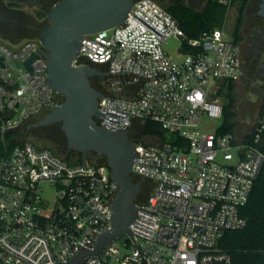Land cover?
I'll return each instance as SVG.
<instances>
[{
  "label": "built area",
  "instance_id": "1",
  "mask_svg": "<svg viewBox=\"0 0 264 264\" xmlns=\"http://www.w3.org/2000/svg\"><path fill=\"white\" fill-rule=\"evenodd\" d=\"M171 39L176 57L164 49ZM41 50L37 38L13 47L0 42L1 136L62 102L47 86ZM32 56L31 72H18L21 84L4 75L14 71L11 62ZM72 66L105 69L97 125L127 133L138 155L131 176L152 187L129 233L83 264H232L217 246L225 233L247 225L241 213L264 165L258 147L264 119L250 143L201 129L204 119L222 120L219 93L243 76L239 45L225 23L189 39L160 5L134 0L123 24L82 38ZM117 192L104 163L16 146L0 159V264H70L111 229Z\"/></svg>",
  "mask_w": 264,
  "mask_h": 264
},
{
  "label": "water",
  "instance_id": "2",
  "mask_svg": "<svg viewBox=\"0 0 264 264\" xmlns=\"http://www.w3.org/2000/svg\"><path fill=\"white\" fill-rule=\"evenodd\" d=\"M133 1L62 0L47 13L48 24L37 36L42 47L40 55L45 59L47 86L63 101L34 127L59 124L66 144L64 159L73 152L80 156L83 165L88 159L103 160L118 188L111 205V229L95 235L92 248L78 252L70 264H83L88 258L100 257L107 246L129 233L136 217L140 184L145 180L141 178L135 183L131 176L133 161L138 155L127 133L109 132L97 125L102 118L97 101L102 96L89 83V78L97 73L89 66H72L82 38L123 24ZM258 15L264 18V0L259 5ZM133 18L162 37L137 16ZM35 58L32 56L24 62L23 69L31 72L30 65Z\"/></svg>",
  "mask_w": 264,
  "mask_h": 264
},
{
  "label": "trees",
  "instance_id": "3",
  "mask_svg": "<svg viewBox=\"0 0 264 264\" xmlns=\"http://www.w3.org/2000/svg\"><path fill=\"white\" fill-rule=\"evenodd\" d=\"M168 1L170 4L165 8L166 11L179 24L180 28L189 39H197L204 33H210L215 29H220L225 21L228 9L232 6H238V18L234 31L232 32V37L236 43L239 42L238 25L241 22L242 12L247 0H207L203 10L200 12L195 11L189 6L192 5L195 0ZM220 1L223 3H220ZM1 11H3L2 13L5 12L7 16L6 14L2 16L0 15V25L8 30L14 29L17 21L14 19H6L5 17L11 18L12 16H10L11 14L9 13V10H5L2 6H0V12ZM43 18H45V15L39 16L36 20L25 18L27 23L21 24L23 26L20 27L23 32L22 35H27V32H29L33 33L37 38L39 32L47 26L41 21ZM234 85L235 83L228 84L227 88L219 93L224 102L222 120L220 127L218 128V134L228 135L233 139H236L234 136L236 124V114L234 112L235 100L232 96ZM262 119H264V103L259 114V120ZM1 123L2 120L0 118V125ZM146 127H148L147 131L161 135L156 126L146 124ZM254 129L255 126L250 134L246 135L242 140L250 143L255 133ZM59 133L63 138L62 146L63 149H65L64 136L61 132ZM143 134H145V131ZM19 137L20 134L18 129L8 131L0 137V159L5 153L21 144V142H19ZM258 147L264 154V129L260 133ZM62 156L64 157V154H62ZM67 160L77 163L81 162L80 157L74 158L69 156ZM88 161L90 160L88 159ZM101 163H104V161ZM151 188L152 187L150 186L149 189ZM241 216L247 221L246 227L239 231L225 233L218 242L217 247L229 255L232 264H264V165L257 181L255 182L249 202L243 209Z\"/></svg>",
  "mask_w": 264,
  "mask_h": 264
},
{
  "label": "rangeland",
  "instance_id": "4",
  "mask_svg": "<svg viewBox=\"0 0 264 264\" xmlns=\"http://www.w3.org/2000/svg\"><path fill=\"white\" fill-rule=\"evenodd\" d=\"M158 5H160L163 9L169 6V1H162V0H152ZM255 0H247L244 10L242 12V29L246 30L245 28L250 21V15L252 14L254 7L253 2ZM207 0H195L191 6L195 11L200 12L203 10ZM0 6H2L5 10L17 9L18 6L15 4V0H0ZM24 11H27L23 8ZM166 10V9H165ZM0 12V15H5L6 13ZM238 6H232L228 9L225 23V32L227 35H232L234 31V27L236 25V21L238 18ZM12 13V12H11ZM29 13V12H28ZM7 16V14H6ZM15 16V15H12ZM8 20H11L9 17H5ZM23 18V17H22ZM25 18H23L24 21ZM9 23V22H7ZM223 23V24H224ZM16 26L14 29L8 30L4 26L0 25V42L9 46L13 47L15 43L22 42L25 40L35 39L33 33L27 32L26 34L22 35L21 31V23H15ZM223 26V25H222ZM243 30V31H244ZM27 31V30H26ZM29 31V30H28ZM26 35V36H24ZM178 47V42L171 39L165 43L164 49L165 51L172 57H176V49ZM7 65L5 64L4 67ZM10 66L14 69V71H6L5 76L10 75L11 78H14L19 81L21 84L23 81L20 79L19 71L23 72V66L19 62L13 61L10 63ZM23 74V73H22ZM263 74V72H260ZM264 76L260 78L257 75H253L252 73L246 72L243 74L242 78L235 83L234 89L232 91V96L234 97V112L236 114L235 119V129H234V136L237 140H242L246 135H249L251 130L254 128L256 123L259 121V114L261 112L263 103H264ZM224 101L222 100V103ZM41 119L31 120L25 124H23L19 129V142L21 143H31L37 147L49 149L54 153H57L59 156H62V153L59 151L63 148L62 146V136L60 135V125L54 124L48 127H34V125L40 121ZM221 121L220 120H209L204 119L201 123V129L213 133L220 127ZM76 158V156H74ZM93 161L103 162V160L99 159H92ZM135 183H138L135 182ZM149 185L148 184H140V193L138 195L137 200L139 202H145L146 196L149 192ZM50 196V194H47Z\"/></svg>",
  "mask_w": 264,
  "mask_h": 264
},
{
  "label": "flooded vegetation",
  "instance_id": "5",
  "mask_svg": "<svg viewBox=\"0 0 264 264\" xmlns=\"http://www.w3.org/2000/svg\"><path fill=\"white\" fill-rule=\"evenodd\" d=\"M61 1L62 0H15V4L18 6V8L10 11V16L15 15L12 16L11 20L14 19L21 24H25L27 23V20L25 21L24 19L23 21V18L36 20L39 16L45 15V18H43L41 21L47 25V13L55 4ZM261 2L262 0H255L253 2L254 10L250 15V21L245 28L246 30L242 29L241 22L238 25V45L243 63V74L250 72L253 75L259 76L260 78L264 76V18L258 15L259 5ZM23 8H25L27 11H24ZM91 68H93L97 74L89 78L90 86L95 91L100 93L106 87L104 80L105 69L103 67L96 66H91ZM260 72H263V74H260ZM59 151L65 156L66 144L65 149L62 148ZM69 156H76V158L80 157L77 153L73 152H71ZM134 182H136V180H134ZM150 191L151 189L146 196V200L150 194Z\"/></svg>",
  "mask_w": 264,
  "mask_h": 264
}]
</instances>
